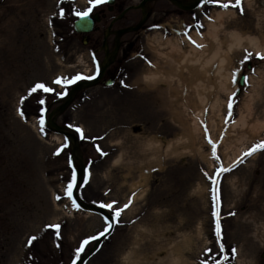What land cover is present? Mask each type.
<instances>
[{"label": "rangeland", "instance_id": "rangeland-1", "mask_svg": "<svg viewBox=\"0 0 264 264\" xmlns=\"http://www.w3.org/2000/svg\"><path fill=\"white\" fill-rule=\"evenodd\" d=\"M139 1L0 0V264H71L107 229L100 214L73 207L68 142L47 129L44 114L94 73L107 27L141 19L138 9L119 14ZM222 3L235 0H203L192 11L150 1L142 26L119 38L102 80L79 90L58 116L79 139L80 196L113 205L103 207L113 230L84 264H264V149L244 156L264 142V53L228 51L221 42L223 75L216 59L204 67L183 61L191 47L203 60L218 50L210 37L195 36H204ZM241 8H227L233 13L221 21L220 40L231 31L264 32V0H241ZM88 9L99 21L83 44L73 21ZM107 39L111 47L113 36ZM150 72L168 80L149 82ZM37 84L52 91L31 92Z\"/></svg>", "mask_w": 264, "mask_h": 264}, {"label": "water", "instance_id": "water-1", "mask_svg": "<svg viewBox=\"0 0 264 264\" xmlns=\"http://www.w3.org/2000/svg\"><path fill=\"white\" fill-rule=\"evenodd\" d=\"M153 0H141L136 5H130L126 7L123 12L133 9V8H140L142 11L141 19L132 26L123 27L120 29L109 31V27L106 29L101 48L104 49L105 56L103 57L102 62L99 64L98 72L93 78L89 79H82L77 82H75L70 89L63 95L60 99V103L53 107L49 113L46 115L44 114V123L46 127L52 131L55 132L61 136H63L68 141V147H69V160L71 167L74 171V183L75 187L72 191V200L74 203L83 211H87L90 213L100 214L103 216L109 224H111V227H107V231L105 235L101 236L99 235L95 241L93 242L92 246L87 249L84 253H82L80 256H78L71 264H84L92 255L93 253L99 248L102 241L107 237L111 231L113 230L114 226V218L113 216L108 213V211L101 207L100 205L94 204L92 202H89L85 199H83L79 194V188L81 184L83 183L86 175V167L83 161V155L79 143L78 137L73 133L71 128H69L66 125H61L57 123V118L73 101L74 97L76 96L77 92L81 89L89 88L91 86H94L98 84L101 81V78L103 77L105 69L113 62L117 51L119 49V38L121 35H123L126 32L135 31L139 29L142 24L146 21L148 17V3ZM171 3H173L175 6L184 9V10H193L197 8L203 0H169ZM114 0H107V3L112 4ZM120 17V15H119ZM99 21V16L97 13L94 14H88L85 17H81V15L74 20L73 22V28L78 33H84L85 35L82 38V43H86V34L93 30L95 22ZM110 33H113L115 35L114 37V48L111 52H108L107 50V37ZM111 81H106L105 84H110ZM240 83H242V77L240 80ZM48 110V109H47ZM105 232V231H104Z\"/></svg>", "mask_w": 264, "mask_h": 264}, {"label": "bare ground", "instance_id": "bare-ground-1", "mask_svg": "<svg viewBox=\"0 0 264 264\" xmlns=\"http://www.w3.org/2000/svg\"><path fill=\"white\" fill-rule=\"evenodd\" d=\"M232 10L230 9H220L216 12L215 14V22L210 23L207 26V31L205 32L204 36H199L196 35L195 39L198 42L201 41H205L207 40L206 38L210 37V40L214 41L216 46H218V50L210 52L207 56V58L205 57V59L203 60V58H201V54L199 53V50L196 47H191L189 49V52L187 55H184L183 57V61H185L186 63H192L193 66L197 67H204L205 65L210 64L214 59H216L219 62V66L217 67L216 72H218L220 75H223V73H227V71L225 72L223 64L224 62L227 60V54L228 52H225L224 55H222L220 53L219 50V44L221 42H225L227 45V49L228 51H233L234 49H237L238 47H242V46H246L250 49H252L254 52H260V53H264V32H261L259 36H249V35H245L237 32V31H231L226 35V38L224 39V41L220 40L218 38V28L221 25V21L223 19V17L225 15L228 14H232ZM170 46H171V50H178L180 51V46L178 43L174 44L171 43L170 41H168ZM191 54V57L188 56ZM227 77H230V74H225ZM163 78H165V80H168V74H161L158 72H150L149 74H147L145 76V79L149 82L152 83H156L158 81H161ZM240 121H242L241 119H239ZM244 122L242 121V124ZM246 124V122H245ZM54 136H56L57 139H61L62 136L59 134H53ZM154 144H157L156 142H153V140H151V142L149 141V145L153 146ZM72 201V200H71ZM73 207H75V203L72 201ZM86 214H89V212L84 211Z\"/></svg>", "mask_w": 264, "mask_h": 264}, {"label": "snow or ice", "instance_id": "snow-or-ice-1", "mask_svg": "<svg viewBox=\"0 0 264 264\" xmlns=\"http://www.w3.org/2000/svg\"><path fill=\"white\" fill-rule=\"evenodd\" d=\"M103 2H106V0H95V3H103ZM218 2V0H217ZM220 6L224 9H227L229 8L230 6L231 7H235V8H239L241 10V12H243V9L241 8V0H235V3H222L220 4ZM91 11V9H88V11L86 12H83V13H78V15H81V17H85L88 15V13ZM60 15H63V12L61 11ZM198 47H202V45H198ZM252 55V53H248L247 56L245 57V59H247L248 57H250ZM261 59H264V56H261L260 57ZM83 77H80V76H77L75 77L74 80H71V81H68V83H74L75 80H78V79H81ZM89 79L93 78V77H88ZM55 83L57 84H60L62 81L60 79H57L56 81H54ZM38 89H41L45 92H50L52 91V89L50 88H47L45 87L43 84H37L35 85L32 89H31V92H35L37 91ZM41 103H43V101H41ZM231 107H232V104L231 102H229V105H228V108H229V114H230V110H231ZM21 115H23V113H21ZM40 124H41V131L43 130V120L40 121ZM78 131H80L78 129ZM209 143H211V140H209ZM264 149V142H261L259 144H257L256 146H254L250 151L244 153V156H251L253 153H255L256 151H259V150H262ZM213 150L215 151V146H213ZM103 154V153H102ZM218 159V158H217ZM230 169H220V171H229ZM219 173H217L218 175ZM74 180L75 178L73 177V181L70 182L67 187H66V193H67V196L71 199L72 198V191H73V188L75 187V183H74ZM57 199H60L59 196H57ZM213 200H214V208H216V206L218 205V195H215L213 196ZM101 207H107L109 209H112L113 208V205L112 204H109V205H103L101 204L100 205ZM129 207V205H124V208H127ZM124 209H120L118 211H116L114 213V217L115 218H118L120 216V213L123 211ZM213 216L216 217V227H215V233H216V237H217V240L219 241L220 239H222L221 237V230H220V223H219V214H218V211H214L213 212ZM52 227V226H50ZM56 229L59 228V225H55L54 226ZM111 227V224H108V228ZM107 229L105 230V232H101L100 235L103 236L105 235ZM97 237H93V239H96ZM36 237H31L30 240L28 241L29 244H31V242L33 240H35ZM85 243H87V241H85ZM83 250V246H81V249L78 250L79 251H82ZM208 251H211V250H208ZM220 251L223 252L224 251V246L223 244H220ZM232 252L233 254H235V249H232ZM225 259H228L227 256H225Z\"/></svg>", "mask_w": 264, "mask_h": 264}, {"label": "flooded vegetation", "instance_id": "flooded-vegetation-1", "mask_svg": "<svg viewBox=\"0 0 264 264\" xmlns=\"http://www.w3.org/2000/svg\"><path fill=\"white\" fill-rule=\"evenodd\" d=\"M170 2V1H169ZM171 3V2H170ZM173 5V4H172ZM175 6V5H174ZM108 7H110V6H108ZM176 7V6H175ZM178 8V7H177ZM125 9V8H124ZM123 9V10H124ZM134 9H138V10H140V14L142 15V11H141V9L140 8H134ZM180 9V8H179ZM122 10V11H123ZM180 10H182V9H180ZM122 11H121V13H122ZM182 11H187V10H182ZM190 11H192V10H190ZM149 12V11H148ZM121 13H119L120 15H121ZM119 14L118 15H115L112 19H116L117 17H119ZM101 15V19L103 18V15L104 14H100ZM108 28V27H107ZM111 28V27H110ZM97 28H96V25H95V27H94V30L93 31H95ZM93 31H91V32H93ZM109 31H112L111 29H109ZM91 32H89V33H91ZM105 32V31H104ZM88 33V34H89ZM88 34H87V41H88ZM84 34H82L81 35V38H82V36H83ZM109 35H112L113 36V42H112V45H111V47L109 46V42H108V39H107V50H108V52H111L112 50H113V48H114V37H115V35L113 34V33H110ZM102 40H103V36H102ZM120 42V41H119ZM101 44H102V41H101ZM101 44H100V47H101ZM98 49H99V47H98ZM98 49H97V47H95L94 48V51H95V53H97L98 52ZM100 51L102 52V59H103V57L105 56V52H104V49H101L100 48ZM117 55H118V53H117ZM117 55H116V57H117ZM116 57H115V59H114V61L113 62H115V60H116ZM101 58L100 59H97L96 57H94V60H95V63H96V65H95V71H94V73L92 74V75H94L96 72H97V70H98V62H101V60H102ZM106 80H108V79H106Z\"/></svg>", "mask_w": 264, "mask_h": 264}]
</instances>
